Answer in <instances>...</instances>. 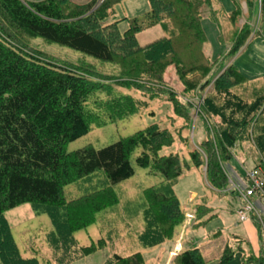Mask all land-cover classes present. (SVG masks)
Wrapping results in <instances>:
<instances>
[{
	"label": "trees",
	"instance_id": "trees-1",
	"mask_svg": "<svg viewBox=\"0 0 264 264\" xmlns=\"http://www.w3.org/2000/svg\"><path fill=\"white\" fill-rule=\"evenodd\" d=\"M123 1L90 0L78 5L70 0H0V260L4 264H39L34 258L20 256L5 223L6 211L28 204L36 215H47L53 228V218H59L63 231L73 236L93 224L97 212L115 206L118 197L107 186L66 201L63 187L97 171L103 172L108 185L128 180L134 175L130 157L136 149H140V154L135 158V165L148 168L163 180L160 187H151L143 193L146 236L156 239L162 236L160 230L164 225L173 228L181 224V209L173 187L183 174L182 163L177 154H160L174 141L167 129L152 124L99 150L86 146L69 153L65 151L66 145L87 134L91 125H99L102 116L110 122L125 119L147 107L148 101L140 104L121 93L112 95L114 87L93 81L85 65H58L46 61L29 52L16 33L26 40L41 39L67 48L116 70L122 71L132 62L138 63L139 76H118L121 80L115 84L116 90L143 91L150 101L159 94L157 80L147 75L155 72V67L161 66L159 72L153 73L159 82L169 67L183 82L191 73L197 72L201 77L208 75L204 88L210 85L209 78L214 77L206 92L230 105L231 117L225 120V125L217 127L214 116L219 115V110L215 108V101L204 99L202 111L214 119L217 132L218 154L210 141L205 142V147L210 148L205 174L212 189H226L228 182L220 161L231 160L229 152L236 144L235 139L251 123L255 126L254 137L258 138L257 148L264 153V90L254 87L249 92V88H244L246 92L240 91L241 94L235 92L234 88L244 85L242 73L234 64L220 70L218 62L211 63L203 52L206 36L201 19L203 12L214 17L211 0H148L149 11L140 17L123 19L128 27L120 33V21H108L113 16V8ZM259 2V21H264V0ZM245 3L252 12L256 0H245ZM238 14L239 9L231 13L232 22ZM159 23L164 25L169 36L139 46L136 35ZM235 34L237 38L226 54L229 57L242 48L250 29L244 26ZM137 84L142 89L139 90ZM183 84L184 91L192 90V85ZM101 93L109 96L106 101H97ZM170 94L168 102L174 113L177 112L183 125L188 126L187 109L181 107L175 91L171 90ZM94 109L97 112H92ZM188 157L196 167H203L197 152H188ZM254 168L263 170L264 174L263 157ZM233 173L240 182L247 184L245 175ZM52 233L51 237L56 240V231ZM232 256V253L224 255L221 262H227ZM247 260L249 257L242 259L243 262ZM263 260L264 257L257 263L262 264ZM173 262L202 264L203 261L198 249L193 248L177 254ZM56 264L63 263L56 260ZM105 264H144V261L138 254L113 255Z\"/></svg>",
	"mask_w": 264,
	"mask_h": 264
},
{
	"label": "rangeland",
	"instance_id": "rangeland-1",
	"mask_svg": "<svg viewBox=\"0 0 264 264\" xmlns=\"http://www.w3.org/2000/svg\"><path fill=\"white\" fill-rule=\"evenodd\" d=\"M70 1L82 5L90 0ZM259 6L260 2L256 0V6L251 12L245 0H211L214 17H209V12L202 14L201 27L206 36L203 52L211 63L216 65L218 62L217 66L219 65L222 71L230 64L237 67L245 79L244 85L234 88L238 93L246 92L244 88H249L247 92L254 87L264 90V21H259ZM237 9L239 14L232 22L231 13ZM148 11V0H124L113 8V16L108 22L120 21L118 29L123 33L128 27L123 19L140 17ZM244 26L249 27L250 34L245 38L242 48L229 57L226 54L237 38L235 33ZM168 36L169 32L162 23H159L138 33L136 40L138 45L143 47ZM12 37L15 39V36ZM16 37L26 43L29 52L44 57L46 61L58 65H85L91 71L93 81L108 83L114 87L112 95L121 93L140 104L148 101L147 107L125 119L110 122L102 116L99 125H91L87 134L67 144L66 152H73L86 146L99 150L126 139L149 125L157 124L160 128L167 129L174 140L169 147L163 148L160 154H177L183 167V174L173 187V193L181 209L179 214L181 224L173 228L172 225H164V228L161 227L162 231L160 230L161 237L150 239L146 236L143 193L151 187H160L163 180L160 175L152 174L148 168H139L135 165V158L140 154V149H136L130 157L134 175L128 180L108 185L103 172L97 171L89 177L63 187L62 195L66 201L76 200L107 186H110L118 197L115 206L105 207L97 212L93 224L73 236L63 231L59 218H53L55 220L53 228L47 215H36L28 204L6 211L5 223L22 258H34L39 264H56V260L62 261L63 264H105L113 255L138 254L144 264H174L177 254L196 248L202 258V264H258L257 261L263 259L264 200L256 202V197L249 198L247 202L251 204L253 212L248 214L247 222H240L237 211L243 203L240 193L243 188L237 189L239 184L236 174L233 173L236 172L243 177L245 172L256 170L254 167L261 157L264 158V153L257 148L258 138L254 137V124L251 123L239 132L235 139L236 144L229 152L231 160L220 161L222 172L228 182L226 189H212L207 182L205 170L210 148L205 147V142L210 141L217 154L218 148L215 143L216 123L204 110L202 111L204 99L215 101V108L219 110V115L214 116L218 122L217 127L225 125V120L231 117L229 108L231 106L226 105L225 101L216 100L206 92L211 87L214 77L209 78L210 85L204 88L208 75L204 78L197 72L191 73L183 82L178 80L173 69L169 67L164 70L163 80L159 82L153 73L159 72L161 66L155 67L156 69L153 68L155 72L150 71L147 75L157 80L156 88L159 94L150 101L146 99L147 93L143 91L124 88L116 90L118 87L115 84L121 80L118 76L124 74L139 76V64L136 62L125 65L126 69L122 71L116 70L111 65L98 64L79 53L45 43L41 39L26 40L17 33ZM179 53L181 57H185L184 53ZM216 67L214 72L218 71ZM183 83L192 85V90L184 91ZM135 86L139 90L142 89L138 84ZM171 90L177 93L176 96L183 105L181 107L187 109L188 126L183 125L182 119L178 117L177 112L174 113L171 103L168 102L172 95ZM108 97L105 93L98 94L97 101H106ZM89 108L92 109L90 106ZM92 112L97 110L94 109ZM193 151L201 158L203 167H196L190 161L188 152ZM188 215H193V219L188 220ZM247 223L251 227L250 233L245 229ZM53 230L56 231V240L51 237ZM231 253L232 258L222 263V257ZM248 257L249 260L242 261ZM0 264L4 262L0 260Z\"/></svg>",
	"mask_w": 264,
	"mask_h": 264
},
{
	"label": "built area",
	"instance_id": "built-area-1",
	"mask_svg": "<svg viewBox=\"0 0 264 264\" xmlns=\"http://www.w3.org/2000/svg\"><path fill=\"white\" fill-rule=\"evenodd\" d=\"M245 178L247 181L246 185L245 183H242L239 181V179H237V182L239 184L237 189L243 188L240 192L242 194L241 198L243 203H241V206L237 211L239 214L238 217L240 222H247L248 214L253 212L251 204L247 202L249 198L256 197V202L258 200H264V174L262 173V171L260 169H256L253 171L245 172ZM255 208L258 209L257 206H255ZM187 218L190 220L193 217L192 215H188Z\"/></svg>",
	"mask_w": 264,
	"mask_h": 264
},
{
	"label": "crops",
	"instance_id": "crops-1",
	"mask_svg": "<svg viewBox=\"0 0 264 264\" xmlns=\"http://www.w3.org/2000/svg\"><path fill=\"white\" fill-rule=\"evenodd\" d=\"M240 4H241V2H240ZM245 229H247L249 231V233L251 232V227H250V225L248 223L245 224Z\"/></svg>",
	"mask_w": 264,
	"mask_h": 264
}]
</instances>
